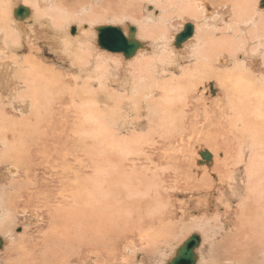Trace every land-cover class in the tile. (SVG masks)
Listing matches in <instances>:
<instances>
[{
  "label": "bare ground",
  "instance_id": "1",
  "mask_svg": "<svg viewBox=\"0 0 264 264\" xmlns=\"http://www.w3.org/2000/svg\"><path fill=\"white\" fill-rule=\"evenodd\" d=\"M115 1L0 0V168L10 179L4 186L16 191L8 198V212L1 209L2 199L0 211L9 216L15 205L43 203L53 227L43 239L30 238L35 244L43 240L45 258L50 244L61 262L81 246L105 258L114 237L122 238L143 207L151 217L147 206L161 210L156 203H165L163 193L175 182L176 189L204 194L182 204L186 212L194 206L204 214L194 219L192 231L215 226L231 235L218 264H246L256 253L264 260V0ZM131 1L147 5L129 7ZM19 7L29 11L25 19L15 17ZM181 17L194 20L188 24L195 33L177 49L185 25L175 35L171 30ZM107 22L125 24L126 37L130 27L137 29L143 47L130 61L117 63L100 48L93 50L97 29ZM113 24L108 26L119 27ZM48 52L67 70L46 65ZM144 127L150 129L146 136L129 134ZM191 132L202 137L189 138ZM53 140L74 146L51 147ZM203 146L210 150L200 151ZM194 173L199 178L193 186L186 179ZM4 193L0 187V198ZM158 213L161 217L151 219L155 226L175 212L171 208L166 218ZM233 240L245 247L238 251ZM35 254L32 264H43L44 257ZM93 254L86 257L97 258Z\"/></svg>",
  "mask_w": 264,
  "mask_h": 264
},
{
  "label": "rangeland",
  "instance_id": "2",
  "mask_svg": "<svg viewBox=\"0 0 264 264\" xmlns=\"http://www.w3.org/2000/svg\"><path fill=\"white\" fill-rule=\"evenodd\" d=\"M116 1L118 2V0H116ZM116 1H115V3H117ZM131 2H133V1H131ZM138 2L134 1L133 2V6H129V7H133V8L136 7L138 9L141 8V10H142V8L144 7L143 5H145L146 2L145 1H142V2L140 1V3H138ZM134 5H135V7H134ZM192 20L193 19H191V18L189 19L187 17L175 18L173 20V25L175 26V28L171 30L172 35L173 34L175 35L177 33L176 30H178L182 25L184 26V25H186L188 23H194V20L193 21ZM112 24L113 23L107 22V23H103L101 25L108 26V25H112ZM113 25L119 26V28H122V29L124 28V30L128 28V27L125 26V24H122V23H119L117 25L116 24H113ZM134 26L138 27L139 28L138 30H140V28H141V27H139L137 25V23H134ZM201 26H202V24L201 25L199 24V27L200 28H201ZM99 27H102V26H99ZM72 30L73 29L71 27L70 33L72 32ZM200 31L201 32H199L198 38H202L204 36L203 28H201ZM170 35H171V33H170ZM143 37H141V38H143ZM97 38H98V33H97ZM97 38H96L97 41L96 40H93V43H92V45L94 44L93 45V50H96V51L100 48V47H98L99 45H98V39ZM94 41H96V42H94ZM196 41L197 40L195 39L194 40V43H196ZM100 50H102V51H100ZM98 51L101 52V53H104L105 55L106 54L107 55L109 54L108 56L110 57V59L111 60L113 59V61H117V63L118 62L120 63V62H123V61H130L131 60V59L130 60H125L123 54H113V53H109V52L107 53L106 51H104L101 48ZM55 57H56L55 55H50V52H48L47 53V56L44 58V61H46V63H47L46 65H48V66L50 65V67H53V68L57 67V68H55V69H58L57 71H59V70L61 72L66 71L67 70V67L65 69V67L62 64L63 62H60L61 60H56L57 57L56 58ZM113 57L115 59L117 58V60H115ZM123 63H125V62H123ZM189 63H192V62H189ZM68 78H70V77H68ZM214 83L215 82H213V84L212 83H206L208 85L205 84V86L208 87L209 89H211L210 86H211V84L213 86ZM215 86L217 87L218 84L215 83ZM219 91H221V90H219ZM208 95H207V93H205L204 96H208ZM213 97L215 99V96L214 95H210V98L211 99H213ZM54 120L55 121H59L61 123H64L66 121V119H64L63 121H61L59 118H57V119L54 118ZM148 129H149L148 127H144V129H142V130H140V129H138V130H131L132 132L130 131L129 134H132L133 136L136 134L137 136H139V133H140V135L141 134H144V136H146L148 133H150L149 132L150 129L149 130ZM55 132L60 133V131H55ZM136 132H138V133H136ZM145 133H147V134L145 135ZM199 133H201V134H199ZM199 133L191 132V133H189V135H191L192 137H190L189 135H187V136L189 138H193L195 140H198L199 137H202V132H199ZM64 135H67V137L69 136L67 133L66 134H63L62 136L64 137ZM198 135H201V136H198ZM204 135L207 136L208 134L207 135L204 134ZM130 136L131 135H129V137ZM124 137H128V136L124 135ZM188 137H186V142L190 141V140H188L189 139ZM66 141L53 140V142H51V144H52L51 147L55 146L54 143L62 142V144L64 146H66L67 149L69 150V149H71V147L74 146V143H72L69 140V144L66 145L65 144ZM194 144L196 146L197 143H194ZM69 146H71V147H69ZM197 146H198V144H197ZM198 147H201V146H198ZM203 149L205 151H209L210 150L208 147L203 146L202 147V150H200V151L205 152ZM207 149H209V150H207ZM81 150H85V149H81ZM195 151H196V149H195ZM84 154H85V152H84ZM195 155H196V152H195ZM219 157L222 158L223 155L220 153L219 154ZM70 158H72V157H70ZM72 163H74V161H72ZM213 164H214V166H216L215 163H213ZM162 169H164V170L166 169L165 165L162 167ZM220 170H223V167H221ZM2 173L5 176L6 169L4 170V168H0V181H1L0 187H2L3 192H5L3 194V197L0 198V201L3 200L1 202L2 206L0 205L3 208H1V207L0 208L3 209L4 211L7 210L6 211V213H7L8 212V208L6 209V207H7L6 205L8 204V198L9 199L13 198L12 195L14 196V194L16 193V191L14 190V188H7V187H9L8 185L7 186H4L5 185L4 184V180L5 181L7 180L6 182L9 183L10 182V179L8 180V178H3ZM192 176H190V178L188 177L186 180L188 182L192 183L193 186H194L195 185V182L198 180L197 178H199V177H198L197 173H194V175H192ZM192 180H194V181H192ZM171 181H173V179H171ZM24 182L27 183L28 182L27 179ZM172 183L169 185V188H166V191L168 190L167 191L168 193H166V191H165V193H163L164 195H166L168 197L167 198L165 196L163 198L165 200V203H162V202H159V204L156 203L157 205L163 206V207H160L159 206V208H161V210H153V208H155V207H154V205L151 206V204H150V206H147L148 209L150 208L149 211L151 213H153V216H152L153 218L150 216L149 213H146V211H148V210H145L146 207H143L142 208L141 205L139 204V206L135 210L140 211L139 209L142 208L141 209V212H138L139 214L142 215V217H141V215H138V213L135 212L139 217H138L137 220H136L137 216H136V218L133 217V218L130 219L131 222H132L131 223V227H128L127 228V230L125 231L126 233L124 232L122 238H117L114 235L115 236L114 237L115 238V244H114L111 252H109L110 253L109 256L106 255L105 258H104V256L102 257V255H100L101 253L97 249H91V248L90 249H87L85 246H81L82 247L81 250H80V247H79V249H77L76 251H74V250L73 251H69L70 254L67 257H65V256L62 257L61 256V259H63V262H61L60 259H59L60 257L57 258L55 255L54 256L51 255V244H50V251L48 252L47 258H45L43 256V255H45L44 252H43L44 249H43V247H41V243H40L43 240H40L38 242V244H35V243H33V241H31V238H30V236L33 235L32 238H33L34 241H38L39 238L40 239H43V237L46 235L45 233H47L48 230L51 231V228L53 227L52 220L47 215L48 214V212H47L48 209L46 207H44L45 205H43V203H41L40 206H38V205L37 206H34V205H21V206L20 205H15L14 207L16 208V210L14 208H12L13 209L12 210L13 212H11L12 215H9V216L8 215L5 216L4 215V212H2V210H1L0 211L1 212L0 213V237L6 238V239H5V245L0 250V262H1L0 264H7V263L11 262V260H13L14 264H16L15 261L17 259L19 260V261L18 260L16 261L17 264H19V262H20L21 259L22 260H26L29 264L31 262V264H32L31 259L33 257H31V256L34 253H36L35 256H37V254L38 255L41 254V257L42 258L44 257L41 260V262L43 264H46L47 259H48V264H63V263L64 264H94L97 260H100L99 261V264H167L168 262L171 261L173 255L175 254L174 252L177 249V247H179L180 244H183V242H185V240L187 238H190L191 235H194V233L196 235H199L201 237V239H202V245H203V246L202 245L200 246V247H202L201 252H199V254H200V261L201 262L199 261L198 264H212V261H214V262L216 261L215 264H218L220 262L221 258L224 260V258H223L224 257V252L227 249V246L226 245H228L229 243L232 242V240H230L231 235L228 234L229 235L228 236L227 233L225 234V233L219 232V230H217V227L214 228L215 226L212 227V231H210L211 229H209V228L206 229V230H203V231L196 230V229H194L195 231H192L190 229V227L193 226V224L196 223L195 221L201 220L204 217L203 216L204 214L201 213V212H198L196 210L197 208H193L194 206H192L191 210L189 209L188 212H186V209H183L182 208L183 207L182 204L186 203L187 200H189V201L191 200L192 201L194 198H196V199H194L195 202H196L197 199L200 198L199 195H204V194L203 193H201L199 195H198V193L190 194V193H186L184 190H183L184 191L183 192L182 190H180V188L179 189H176L177 187L175 188V186H174L175 185V182H172ZM162 184L163 183H161V185ZM187 184L189 185V183H187ZM192 184H190L191 187H192ZM166 185H168V184H166ZM188 185H186V186H188ZM152 186H154V183L152 184ZM172 186H174V187H172ZM182 187H184V186H182ZM5 188H6V190H5ZM173 188H175V189L172 190ZM192 188L195 189L194 187H192ZM164 189L165 188H163V190ZM169 189L172 190V191H169ZM12 193H14V194H12ZM3 202L5 204H3ZM187 205H188V203H187ZM164 207H165V209H164ZM166 208H167V211H165ZM171 208H172V211L175 212L174 213V218L173 219L171 218L172 220L170 218H167V219H169L170 223H172V224L170 225V223H169V225L167 226L166 224H168L169 221H165L166 223L163 222L164 225H161V226L162 227L164 226L163 227V230L164 231H162V229H160L161 226H159V225L158 226L157 225L155 226V224L152 223L153 221L151 219H156V215L160 211H161L162 214H164V215H162L163 217L167 216L166 214H167L168 211H171ZM193 209H194V211L196 213L193 212ZM24 211H25V213H23ZM184 211H185V213H184ZM210 211L211 212H209L208 214H209V216H212L213 211L212 210H210ZM232 211H233V209H232ZM197 212L200 213L201 216ZM161 213H158V214H161ZM181 213H183V216H182ZM215 213L216 212L213 213V216L215 215ZM41 215H43V216L41 217ZM196 215H198V216H196ZM158 216H160V215H157V218H159ZM178 218H179V220H178ZM189 218H190V220H189ZM194 219H195V221H194ZM173 221H174V223H173ZM1 226H2V228H1ZM5 226H7V228H9V230H10L8 233H6L5 231H3L5 229L3 227H5ZM140 226H141L142 229H140ZM233 226L236 228V223H233ZM146 228H148L149 230H147ZM207 230H208V232H207ZM42 232H44V233L42 234ZM151 232H152V234H151ZM159 232H161V234H160L161 236L159 235ZM206 232H207V234H206ZM6 234H7V236H5ZM148 234L150 236L147 237ZM155 235H157V237H155ZM146 238H148V239H146ZM227 238H229V239H227ZM25 240H27V242ZM117 240H119V241H117ZM87 241H89V239L85 236V239H83L82 242L85 243ZM125 241H126V243H125ZM233 241H234V245L237 246V250L238 251H239L238 248L243 249L245 247V244L239 245L238 244L239 241H236V240H233ZM29 242H30V245L31 246L29 245ZM24 243L27 244V246H24ZM32 245H35V246H32ZM36 247H38V250H36L37 249ZM18 248H21V250H19L21 253L18 251ZM22 249H23V251H22ZM235 249H236V247H235ZM39 251L42 252V253H39ZM114 252H116V253H114ZM87 253H90V254L91 253L92 254L94 253L93 255H96V253H97V255H96L97 258L94 257V256H91L88 259L86 257V254ZM25 254H26L27 257L25 256ZM256 254L253 255L250 259H248L246 264H264V260L262 259V257L256 256ZM20 255H22V256H20ZM98 255H99V257H98ZM110 256L111 257L113 256L114 258L113 257L111 258ZM236 256H233V258L236 257ZM9 257H11L10 258L11 260L9 259ZM78 257H79V259H78ZM105 260H107L108 263Z\"/></svg>",
  "mask_w": 264,
  "mask_h": 264
},
{
  "label": "water",
  "instance_id": "3",
  "mask_svg": "<svg viewBox=\"0 0 264 264\" xmlns=\"http://www.w3.org/2000/svg\"><path fill=\"white\" fill-rule=\"evenodd\" d=\"M261 7L264 8V1L261 2ZM29 11L23 7H19L15 11V17L25 19ZM98 31V45L101 49L113 53L123 54L129 60L143 45L135 38L137 29L135 27L129 28L127 37L123 30L119 27L105 26L97 29ZM195 29L191 24L185 25L183 31L177 35L174 46L181 49L184 43L194 36ZM201 237L199 235H192L188 238L182 246L177 250L175 257L168 262V264H196L197 255L196 250L201 246ZM4 246V241L0 237V250Z\"/></svg>",
  "mask_w": 264,
  "mask_h": 264
}]
</instances>
